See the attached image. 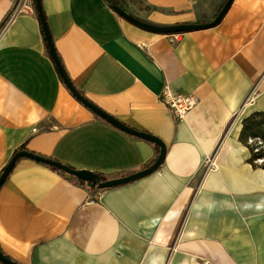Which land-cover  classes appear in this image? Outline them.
I'll return each mask as SVG.
<instances>
[{"label": "crops", "instance_id": "1", "mask_svg": "<svg viewBox=\"0 0 264 264\" xmlns=\"http://www.w3.org/2000/svg\"><path fill=\"white\" fill-rule=\"evenodd\" d=\"M142 1L141 19L172 25L212 21L227 0ZM41 2L76 88L168 151L158 170L108 189L19 158L0 189L2 252L21 264H264V167L240 140L243 120L264 112V0H234L218 25L178 40L106 0ZM166 90L197 104L177 118ZM20 150L106 179L158 157L72 94L35 0H0V175Z\"/></svg>", "mask_w": 264, "mask_h": 264}, {"label": "water", "instance_id": "2", "mask_svg": "<svg viewBox=\"0 0 264 264\" xmlns=\"http://www.w3.org/2000/svg\"><path fill=\"white\" fill-rule=\"evenodd\" d=\"M234 0H227L226 3L223 5L221 10L218 12L216 17L209 22L204 23H177L172 25H159L155 23H151L148 21H145L132 13L128 12L124 7L119 5L115 0H106V2L114 9V11L120 15L125 20L129 21L130 23L134 24L137 27H140L141 29L148 30L155 33H161V34H179V33H185L195 30H201V29H207L214 27L218 25L221 20L224 18L225 14L230 9L232 3ZM36 2V8L38 10L43 29L45 32L46 40L48 42V46L51 51V55L53 56L56 65L58 67V70L62 76L63 81L65 82L66 86L69 88V90L72 92V94L86 107H88L94 114L97 116L107 120L108 122L112 123L113 125L117 126L118 128L132 134L135 136H138L140 138L146 139L148 141H151L158 145L160 147V153L156 160L145 169L129 174L124 175L120 177H114L106 180H102L99 173L90 171V170H84V169H75L69 165H66L60 161L44 157L42 155L36 154L34 152L28 151V150H20L15 153V155L12 157L10 162L6 165L4 168L2 174L0 175V189L4 185L6 179L14 169L16 162L21 157H29L34 160H37L39 162H42L44 164L50 165L56 169H59L61 171H64L65 173L76 177L79 180L85 181L89 187L92 188H98V189H108L116 186H120L123 184L130 183L132 181L138 180L144 176H147L154 171L158 170L161 165L164 163L167 155V145L166 143L160 139L159 137L146 133L143 131L136 130L132 127H129L128 125L121 122L119 119L114 117L113 115L109 114L108 112L104 111L102 108L94 104L92 101L87 99L74 85L70 77L68 76L64 66L62 65L58 54L56 52V48L54 45V41L52 38V35L50 33L43 8H42V2L41 0H35ZM0 261L4 264H21L16 261H13L8 256H6L2 250L0 249Z\"/></svg>", "mask_w": 264, "mask_h": 264}, {"label": "trees", "instance_id": "3", "mask_svg": "<svg viewBox=\"0 0 264 264\" xmlns=\"http://www.w3.org/2000/svg\"><path fill=\"white\" fill-rule=\"evenodd\" d=\"M119 5L120 3L115 0ZM123 7V6H122ZM261 118L260 120L258 118ZM250 138H261L264 141V112H255L244 119L243 128L240 134V140L247 144L252 152L251 162L257 164L259 160H262L261 165L264 167V150L259 146H253L248 142ZM158 155L160 153V147L156 145ZM18 152V151H17ZM102 180H106V177L100 174ZM82 184H87L85 181L80 180Z\"/></svg>", "mask_w": 264, "mask_h": 264}, {"label": "built area", "instance_id": "4", "mask_svg": "<svg viewBox=\"0 0 264 264\" xmlns=\"http://www.w3.org/2000/svg\"><path fill=\"white\" fill-rule=\"evenodd\" d=\"M180 35L181 33L173 34L172 38L178 40ZM163 99L166 101L171 113L177 118L183 117L197 104V99L192 95H174L167 90L163 93ZM259 162H262V160H259Z\"/></svg>", "mask_w": 264, "mask_h": 264}, {"label": "rangeland", "instance_id": "5", "mask_svg": "<svg viewBox=\"0 0 264 264\" xmlns=\"http://www.w3.org/2000/svg\"><path fill=\"white\" fill-rule=\"evenodd\" d=\"M121 6H123L128 12L133 15L145 19L146 16L151 12V7L148 6L142 0H117ZM207 4L213 5L212 0H209ZM261 119L260 117L258 118ZM244 121V120H243ZM243 124V123H242ZM248 142L253 146H259V148L264 150V141L261 138H250ZM262 163V162H261Z\"/></svg>", "mask_w": 264, "mask_h": 264}]
</instances>
